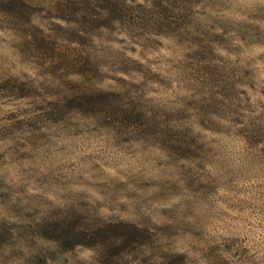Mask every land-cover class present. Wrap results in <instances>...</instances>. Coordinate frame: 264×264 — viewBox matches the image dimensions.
I'll return each instance as SVG.
<instances>
[{
	"label": "rangeland",
	"instance_id": "obj_1",
	"mask_svg": "<svg viewBox=\"0 0 264 264\" xmlns=\"http://www.w3.org/2000/svg\"><path fill=\"white\" fill-rule=\"evenodd\" d=\"M111 2L0 0V254L264 264V7Z\"/></svg>",
	"mask_w": 264,
	"mask_h": 264
},
{
	"label": "clouds",
	"instance_id": "obj_2",
	"mask_svg": "<svg viewBox=\"0 0 264 264\" xmlns=\"http://www.w3.org/2000/svg\"><path fill=\"white\" fill-rule=\"evenodd\" d=\"M252 5H258L264 7V0H251ZM251 5H245V7H249ZM67 203V202H66ZM63 206V205H62ZM98 216H103L102 213H96ZM101 223H112L113 220L109 219L106 216H103V219L99 221ZM82 228L80 226L77 227L76 231H81ZM211 235L207 237L209 241L212 243H219L220 237L219 235L209 229ZM215 236V240H211V237ZM119 243V240L116 241ZM192 249L189 251L190 256L192 257L193 264H207V261L203 258L202 253L206 251V245L204 243L197 242L193 240ZM110 246V242H95L90 245V247L85 248L83 243L75 242L73 246L69 248L67 251H63L62 254H57L55 258V264H105L104 261V253L105 250ZM16 248L23 247L22 245H16ZM169 248L163 245L159 247H147L145 246L142 251L143 256H148L151 260L158 262L162 259L161 252L168 251ZM185 250H188L187 248ZM259 251V256L256 259L264 258V242H262L258 249H254ZM13 247L6 246L3 249V253L0 254V264H22L20 259H17L15 256L11 255L13 253ZM23 253L25 257L30 255V251L28 248H23ZM7 257V259H5ZM128 264H138V261H134L132 257H127ZM50 264L53 262L50 261Z\"/></svg>",
	"mask_w": 264,
	"mask_h": 264
},
{
	"label": "trees",
	"instance_id": "obj_3",
	"mask_svg": "<svg viewBox=\"0 0 264 264\" xmlns=\"http://www.w3.org/2000/svg\"><path fill=\"white\" fill-rule=\"evenodd\" d=\"M87 2L88 3H96V4H98V6L100 5V7L103 9V8H106V5H104L105 3L106 4H108V5H110L112 2H111V0H87ZM25 3V2H24ZM104 3V4H103ZM101 4H103V5H101ZM121 6H123V5H120V3L119 2H116L115 3V7L113 8V10L114 11H118L120 8H121ZM108 7V6H107ZM164 131H166V130H169L168 129V127L166 126V127H164Z\"/></svg>",
	"mask_w": 264,
	"mask_h": 264
}]
</instances>
